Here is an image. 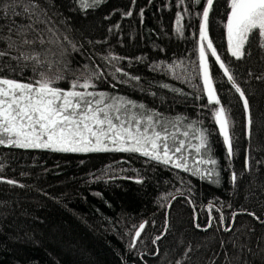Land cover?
I'll use <instances>...</instances> for the list:
<instances>
[{
  "label": "trees",
  "instance_id": "1",
  "mask_svg": "<svg viewBox=\"0 0 264 264\" xmlns=\"http://www.w3.org/2000/svg\"><path fill=\"white\" fill-rule=\"evenodd\" d=\"M37 2L47 13L41 17L47 21L40 25L42 34L46 40L58 39L57 45L43 48L56 52L62 46L67 62L66 69L61 64L41 71L62 72L65 79L57 86L65 90L74 80L91 78L95 87L88 91L142 103L181 131L194 122L207 131L219 182L139 153L0 145V264H264V78H257L264 77V48L253 36L241 59L231 56L224 27L228 0H214L209 39L248 99L250 137L243 101L205 41L213 87L221 100L220 105H208L198 69L197 13H202L206 0L198 5L185 0L183 6L177 0H102L87 10L76 0ZM183 9L188 14L178 33L176 14ZM16 11L20 9L15 0L0 3L4 39L12 22H27L23 13L15 16ZM6 47L0 43V48ZM33 51L42 48L26 45L0 57V76L24 82L38 79L31 62L12 58ZM156 64L182 67L153 70ZM218 107H224L233 122L230 160L214 120ZM195 158L188 161L190 166ZM206 167L211 166L200 165L201 170ZM240 211L247 214L236 215L231 226L232 213ZM221 214L226 218L223 224ZM142 223L145 227L136 237ZM157 236L161 239L153 243Z\"/></svg>",
  "mask_w": 264,
  "mask_h": 264
},
{
  "label": "snow or ice",
  "instance_id": "2",
  "mask_svg": "<svg viewBox=\"0 0 264 264\" xmlns=\"http://www.w3.org/2000/svg\"><path fill=\"white\" fill-rule=\"evenodd\" d=\"M2 2L3 0H0V3ZM76 2L82 10H87L99 5L102 0H76ZM193 3L198 5L201 0H193ZM15 4L20 11L14 12V15L20 16L23 13L27 22L22 26L16 25L15 22L7 26V38L0 36V43L7 45L6 48H0V57L9 56L13 48L18 49L26 45L34 49L39 44L42 51H33L29 55L21 52L19 56L12 57L17 61L31 62L33 72L38 79L24 82L0 76V145L71 153L108 151L139 153L150 160L183 169L214 183L219 182V172L216 167L218 161L212 158L207 131L197 127L194 122L186 123L185 130L181 131L176 123L163 120L159 114L146 109L142 103L105 92L88 91L89 88L95 87L91 78L85 79L83 83L74 80L67 90L58 87L57 82L65 79L62 72L51 74L50 71L40 70L45 67L51 69L54 65L61 64L64 69L67 68L66 50L62 46L56 52L51 48H43L45 44H58V39L46 40L42 34L40 25L46 24L47 21L41 17H46L47 13L37 0H15ZM177 4L183 6L185 0H177ZM213 4L214 0H206L202 13H197L201 17L198 69L202 76L203 89L207 94L208 105L221 104L213 87L209 59L206 55L207 48L243 101L244 110L248 113L247 127L250 137L252 119L248 99L237 86L234 76L209 39V14ZM228 8L224 27L231 56L241 59L245 55L246 45L253 42V36L258 37L259 47L264 48V0H228ZM142 14L143 10H141ZM185 14H188L187 9L176 14L175 25L178 33L183 32L182 20ZM126 15L130 16L132 13L128 12ZM47 31L55 35L51 28ZM33 32L36 33L35 37L29 38ZM112 59L120 58L113 56ZM181 67L182 65L178 64L167 66L156 64L153 65V70L175 71ZM116 71L120 72L122 69L118 68ZM130 79L139 80L140 77H130ZM213 114L223 144L226 146L227 158L230 160L234 154L233 135L230 131L233 122L224 107H218ZM194 156L196 158L193 160V166H190L188 161ZM200 165L211 167L201 170ZM236 180L237 175L233 172L231 181L234 183ZM6 182L16 183L13 180ZM140 182L142 181L137 180V183ZM237 214L233 212L232 217ZM248 214L259 219L255 213ZM219 219L223 224L226 218L221 214ZM165 226L167 227V220ZM195 226L200 228L199 224ZM144 227V223L140 224L135 233L136 237L140 236ZM208 227H211V220ZM225 230L230 229L225 228ZM159 239L161 236H157L153 243ZM132 246L134 247V243ZM236 259L239 261V256ZM177 264H180V261H177ZM228 264L232 262L229 261ZM244 264L247 262L245 261Z\"/></svg>",
  "mask_w": 264,
  "mask_h": 264
},
{
  "label": "water",
  "instance_id": "3",
  "mask_svg": "<svg viewBox=\"0 0 264 264\" xmlns=\"http://www.w3.org/2000/svg\"><path fill=\"white\" fill-rule=\"evenodd\" d=\"M236 213H238L237 215H245V214H247V212H244V211H240V212H236ZM234 218H235V217H234ZM234 218L232 217V223H231V226H232V224H233ZM231 226H230V228H231ZM230 228H229V229H230ZM206 229H208V226H207Z\"/></svg>",
  "mask_w": 264,
  "mask_h": 264
},
{
  "label": "rangeland",
  "instance_id": "4",
  "mask_svg": "<svg viewBox=\"0 0 264 264\" xmlns=\"http://www.w3.org/2000/svg\"><path fill=\"white\" fill-rule=\"evenodd\" d=\"M226 37H227V32H226ZM227 45H228V42H227ZM218 126V125H217Z\"/></svg>",
  "mask_w": 264,
  "mask_h": 264
}]
</instances>
